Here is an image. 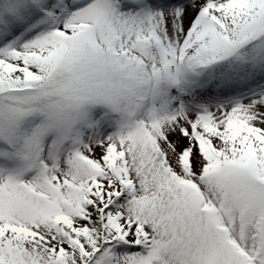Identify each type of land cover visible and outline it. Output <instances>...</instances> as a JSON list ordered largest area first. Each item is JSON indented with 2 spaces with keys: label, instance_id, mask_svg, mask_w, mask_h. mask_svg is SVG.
<instances>
[{
  "label": "snow or ice",
  "instance_id": "1",
  "mask_svg": "<svg viewBox=\"0 0 264 264\" xmlns=\"http://www.w3.org/2000/svg\"><path fill=\"white\" fill-rule=\"evenodd\" d=\"M0 264H264V0H0Z\"/></svg>",
  "mask_w": 264,
  "mask_h": 264
}]
</instances>
